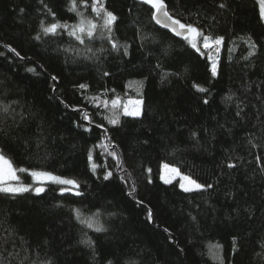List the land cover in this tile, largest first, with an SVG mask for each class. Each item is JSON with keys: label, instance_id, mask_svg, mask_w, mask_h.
<instances>
[{"label": "trees", "instance_id": "1", "mask_svg": "<svg viewBox=\"0 0 264 264\" xmlns=\"http://www.w3.org/2000/svg\"><path fill=\"white\" fill-rule=\"evenodd\" d=\"M165 2L174 18L222 44L205 49L200 39L197 51L158 27L140 0H103L117 16L110 34L92 0H77L97 24L83 43L70 29L40 30L41 21L77 23L71 0H0V102L11 105L0 114V150L27 169L17 171L19 183L34 189L35 170L79 185L0 192V264H264L259 0ZM126 99L142 101L139 117L123 114ZM163 164L213 187L163 183ZM89 238L93 247L81 243Z\"/></svg>", "mask_w": 264, "mask_h": 264}, {"label": "snow or ice", "instance_id": "2", "mask_svg": "<svg viewBox=\"0 0 264 264\" xmlns=\"http://www.w3.org/2000/svg\"><path fill=\"white\" fill-rule=\"evenodd\" d=\"M81 2L86 3L87 0H81ZM142 3L150 5L154 11L152 12V18L156 21L157 24H162L164 27H168L171 29L173 33H175L177 36H181L185 40H189L191 43V47L196 49L197 51H200V49L197 46V41L199 39H202L203 41V47L205 49H210L212 45L219 46L222 44L224 37L218 36V37H212L211 35H205L201 29L197 28L196 26H193L192 24H185L182 23L180 19L174 18L169 11L167 10V4L165 0H141ZM41 3L43 4V0H41ZM260 3V18L264 20V0H259ZM45 9H47L48 13L52 16H55V12L52 11V9L48 8L46 4L43 5ZM91 10L96 13L97 17H100L103 20V24L100 26L103 29H105L109 34L112 31V25L117 20V16L112 12L108 11L105 7L103 0H92V3L90 5ZM220 8L226 7L225 4L221 3L219 5ZM71 11L76 12V14L80 17L79 22L75 24H68V23H52L50 25H45L44 21L40 22V30L44 35H48L50 33H56L57 29L64 28V29H70L69 35L74 36L76 40H79L81 43L84 42V36H87L88 38H93L94 34L97 30V24L94 23L91 20H88L86 17H84L83 13L79 12L78 6H77V0H71ZM24 10L21 9V12ZM187 33V35L185 34ZM36 39H40V34L38 33L36 36ZM9 47L10 46H6ZM112 47L117 48L118 45L115 41H112ZM252 50L249 52V55H253L256 49V44L253 42L251 44ZM10 51L15 53L16 56H20V53L16 51L15 48H10ZM91 51V49H89ZM218 51V48H217ZM125 54H127V49L125 47ZM209 59H212V57L209 55ZM29 71H32V69H29ZM212 75L215 76L217 74V66L215 61H213L212 68H211ZM104 75H108V73H104ZM53 79H56V77H53ZM87 85L80 84L79 88L84 89ZM199 91H207V89L199 88ZM15 103V102H14ZM119 103L118 98L116 100L112 101L113 107H115ZM142 101H136L135 102V110L128 111L127 107H125L124 114L139 117L141 113L140 105ZM205 104L208 103L207 100L204 101ZM106 106V105H105ZM11 108V105H4L2 102H0V114L7 115L9 114V109ZM14 112V109H12ZM239 115V113H237ZM85 119H89L85 115ZM21 119H23V116H21ZM118 118H111L109 119V123L111 124H117ZM102 127V125H101ZM2 131V129H0ZM193 137H195L196 133L192 134ZM251 143V140L249 141ZM115 155V153H113ZM91 154H89V160H91ZM260 158L257 157V160ZM95 167V165H93ZM165 168H168L169 166L166 164L164 165ZM228 168H235L236 165L234 163L229 162L227 164ZM264 170V169H262ZM17 171L19 172H26L27 169L19 168L16 169L13 167L12 161L7 158L3 151L0 150V192L2 193H9V194H22L25 192H28L30 190H34L37 194L42 193L45 191L44 187H35L32 188V185H25L23 183H20L18 185H13L10 183V181L18 180V177L16 175ZM172 172L179 175V170L176 168L171 169ZM31 177H33L37 183H44V182H52L60 185H70L73 187H78L79 185L77 182L73 179L64 178L58 175H55L51 172L46 171H31L30 173ZM108 175H111L109 173ZM108 177L106 176L105 179ZM182 179L186 181L187 183H181L180 187L188 192L193 190H207L211 189L213 187L212 184H201L198 183L195 179H192L189 176H183ZM166 183H170V180H166ZM67 190V189H64ZM79 195V193H77ZM142 203V202H141ZM152 212L151 210L148 211V218L149 220L152 219ZM77 218H80L79 212H77ZM82 223H86L89 228H92L94 226V222L92 220L81 221ZM95 230L97 232L105 231L103 226L97 225L95 227ZM167 231V229H165ZM235 237H233V241L235 242ZM6 242V241H5ZM81 243L86 244L89 247L94 246V242L89 238L81 241ZM217 247H219L217 245ZM11 255V253H10ZM35 264V262H33ZM45 264H52V262L49 260L45 262ZM108 264H112L111 261L108 262Z\"/></svg>", "mask_w": 264, "mask_h": 264}, {"label": "rangeland", "instance_id": "3", "mask_svg": "<svg viewBox=\"0 0 264 264\" xmlns=\"http://www.w3.org/2000/svg\"><path fill=\"white\" fill-rule=\"evenodd\" d=\"M141 1V0H140ZM259 5H260V3H259ZM81 13H83V12H81ZM83 15H84V13H83ZM84 17H86L85 15H84ZM88 20H91V21H93L92 19H90L89 17H86ZM79 19H80V17L77 15V23L79 22ZM103 22V21H102ZM199 41H200V39L197 41V46H198V48H199ZM187 42L189 43V45L191 46V43H190V41L189 40H187ZM136 101H138V100H135V99H126L125 101H124V103H123V105H122V109H123V112H125V107H127V109H128V111H133V110H135V102ZM118 105H121V103L119 102L118 104H117V106ZM140 107H141V105H140ZM124 114V113H123ZM126 115V114H125ZM130 116V115H129ZM172 168H174V167H172V166H169L168 168H165L164 167V164L161 166V170H160V180L163 182V183H166L165 181L166 180H170L171 182L170 183H172V182H174V181H177L178 183H179V187H180V185H181V183H187L186 181H184L183 179H182V177L184 176V175H182L181 173H179V175H177L176 173H174V172H172L171 171V169ZM16 175H17V173H16ZM17 177H18V175H17ZM33 182L35 183V186L36 187H38L39 186V184H41V186H39V187H43L42 186V183H37L36 182V180L33 178ZM10 183H12L13 185H18V184H20L19 182H18V180H14V181H10ZM44 183H46V182H44ZM43 183V184H44ZM168 184V183H167ZM180 189H182L181 187H180ZM183 190V189H182ZM184 191V190H183ZM193 191H197V190H193Z\"/></svg>", "mask_w": 264, "mask_h": 264}, {"label": "water", "instance_id": "4", "mask_svg": "<svg viewBox=\"0 0 264 264\" xmlns=\"http://www.w3.org/2000/svg\"><path fill=\"white\" fill-rule=\"evenodd\" d=\"M153 21H154V23H155L158 27H160L161 29L173 33V32L171 31L170 28H168V27H164L162 24H157L156 21H155L154 19H153ZM173 34L176 35L175 33H173ZM185 34L187 35V33H185ZM176 36H177V35H176ZM178 37L182 38L181 36H178Z\"/></svg>", "mask_w": 264, "mask_h": 264}]
</instances>
